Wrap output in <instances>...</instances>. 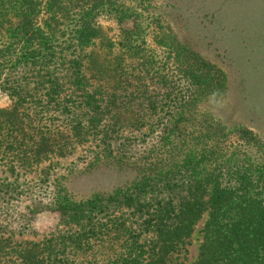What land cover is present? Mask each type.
Returning <instances> with one entry per match:
<instances>
[{"label":"rangeland","instance_id":"1","mask_svg":"<svg viewBox=\"0 0 264 264\" xmlns=\"http://www.w3.org/2000/svg\"><path fill=\"white\" fill-rule=\"evenodd\" d=\"M96 2L99 11L95 19L103 26L95 45V63L100 71L93 68L95 77L91 71L90 80L115 87L123 82L131 84L129 97H134L136 91L140 100L158 102L157 110L134 109L133 114H126L146 116L150 121L140 128L120 127L119 141L126 149L113 153L110 160L97 156L101 148L96 141L76 145L68 156L52 157L27 172L18 168L12 173L0 157V178L17 187L0 189V264H19L20 250L43 245L59 235L84 231L82 227L89 218L79 225L68 223L64 206L85 207L92 204V199L103 200L106 194L129 187L140 160L146 159L150 151H167L158 127L162 123L179 142H184L182 150L194 149L187 156L177 152L180 164H207L211 174L205 175L206 181H237V193L246 198L238 206L242 230L238 237H230L229 246L218 241L220 236L228 235L218 223L210 225L211 209L207 207L189 243L174 251L167 264H264V0ZM195 52L209 65L201 63L192 54ZM182 60L188 62L183 61L184 67L192 62L193 71L206 77L208 88L204 93L195 92L196 87L180 71ZM0 71L11 80H18L26 72L16 63L15 55L0 64ZM51 71L59 73L60 68L54 66ZM2 84L0 81V109L11 103ZM188 98L196 102L190 106L191 111L174 113V103ZM174 115L175 122L168 121ZM152 123L157 126L151 127ZM188 166L177 173L175 182L204 177L187 174ZM167 196L165 191L147 193L141 201L155 205ZM108 206V210H95L90 215L102 226L99 234L91 233L92 249L79 256L70 254L69 264H121L130 252L131 247L116 238L106 246L100 240L106 238L103 233L107 229L114 237L123 234L117 220L131 219L135 209L119 203ZM109 220L113 222L107 228ZM131 235L137 236L135 248L146 242L148 234L136 227ZM147 249L145 245L143 250ZM147 255L144 251L131 264H148Z\"/></svg>","mask_w":264,"mask_h":264},{"label":"trees","instance_id":"2","mask_svg":"<svg viewBox=\"0 0 264 264\" xmlns=\"http://www.w3.org/2000/svg\"><path fill=\"white\" fill-rule=\"evenodd\" d=\"M92 1L0 0V64L7 61L9 55H15L16 63L26 70L18 80L4 78L0 71L2 87L11 100L8 107L0 109V157L12 173L18 168L27 172L55 156H68L76 145L91 141L100 143L98 157L113 159V153H122L126 149L119 141L120 127L140 128L150 121L146 116L126 114L129 111L133 114L134 109L157 110L158 102L140 100L136 91V94L130 91L135 95L130 98L127 89L133 86L131 84L123 82L115 87L90 80L93 68L100 71L95 63V45L103 28L95 19L99 4ZM192 54L204 65H209L198 53ZM184 65L185 62L180 71L196 87L195 92L204 93L208 88L204 82L206 77L193 71L192 62ZM54 66L60 68L59 73L51 71ZM174 104H177L174 113L185 114L196 102L189 99ZM176 118L174 115L168 121L174 123ZM156 126L157 123L151 124V127ZM158 127L162 130L161 140L168 147L167 151L163 150L168 153L167 157L161 151H150V155L140 160L141 165L135 168L136 174L129 187L106 194L103 200L92 199V204L85 207L64 206L68 223L79 225L89 218L82 227L84 231L59 235L43 245L34 244V247L20 250L22 260L19 264H69L67 256L70 254L89 253L91 233L102 231L91 213L108 210V205L115 203L135 209L131 219L119 217L117 220L123 234L114 237L113 231L107 229L103 233L106 238L102 236L100 240L106 246L116 238L125 247H131L130 252L127 253V249L122 253L127 254L121 264H131V260H138L144 251L148 254V264H167L174 251L178 252L189 243L195 225L207 207L211 209L210 225L218 223L228 235L220 236L218 241L229 246L230 237H238L243 227L238 206L246 198L237 193L238 182L212 183L205 180V175L211 174L207 164L197 167L188 162L180 164L177 152L187 156L193 154L194 149L182 150L184 142L169 133L167 124ZM186 165H189L185 170L187 174L198 173L204 177L186 183L175 182L177 173ZM13 187L0 178V189L8 191ZM208 189L209 196H205ZM163 191L168 193L167 200H159L155 205L141 201L147 193ZM112 222L109 220L106 227H111ZM136 227L148 235L146 242L136 244L134 248L137 236L131 234ZM130 236L133 237L132 244ZM145 245H148L147 250H143Z\"/></svg>","mask_w":264,"mask_h":264}]
</instances>
